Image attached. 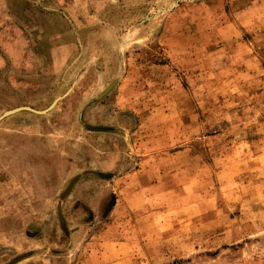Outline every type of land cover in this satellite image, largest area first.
Here are the masks:
<instances>
[{
    "label": "rangeland",
    "instance_id": "obj_1",
    "mask_svg": "<svg viewBox=\"0 0 264 264\" xmlns=\"http://www.w3.org/2000/svg\"><path fill=\"white\" fill-rule=\"evenodd\" d=\"M94 1L0 0V264H264V0Z\"/></svg>",
    "mask_w": 264,
    "mask_h": 264
},
{
    "label": "crops",
    "instance_id": "obj_2",
    "mask_svg": "<svg viewBox=\"0 0 264 264\" xmlns=\"http://www.w3.org/2000/svg\"><path fill=\"white\" fill-rule=\"evenodd\" d=\"M93 1V0H92ZM94 3H97V0H95L94 1ZM79 30H83V28H78ZM87 29V28H86ZM49 30V29H48ZM53 104H55V101H54V103ZM52 104V105H53ZM52 106H50L47 110H44L43 111V113L44 114H46L47 112H48V110H50V108H51ZM20 110V109H19ZM24 110H28L29 112H34V113H37V114H39L38 112L39 111H34V110H32V109H30V108H24ZM41 112V111H40ZM14 113H16V112H14ZM14 113H12V114H14ZM42 113V114H43ZM12 114H9V115H6V112L5 113H3L1 116H0V127H3L4 126V128L2 129V131L3 132H1L0 133V141H1V143H2V146H0V157H1V159H2V161H1V159H0V169H1V167H2V169L5 171V172H10V173H13V176H14V178H16V180H22V179H28V178H30L31 177V175L30 174H28V172L30 173L31 171H32V168H33V164L35 165V166H37V159L33 162V163H30L32 160H33V156H32V154H28V153H25V155L24 154H22V150H23V148H22V143L19 145V149L18 150H16L15 152H12L11 150H10V148L11 147H9V143H12V141L10 140V139H8V136H7V134H6V132L8 131V130H10V128L9 129H7V122L6 121H2V120H4V119H6L7 120V118L8 117H10V115H12ZM12 126V125H11ZM17 127V126H16ZM11 131H14V130H11ZM15 131H17V129H15ZM2 134V135H1ZM11 139H12V137L11 136H9ZM31 137H34V136H30V140L32 141L33 140V138H31ZM20 139H23V137L22 136H18L17 134L15 135V138H14V140H13V142L15 141V147H17V145H18V143H16V142H19L20 141ZM38 142H42V143H44L42 140H40V139H38ZM38 142H36V143H38ZM12 146V145H11ZM21 151V152H20ZM22 155V156H21ZM9 157L11 158V161L9 160ZM25 158L24 159V163H23V168L21 169V167H22V162H23V160H22V158ZM3 159H4V161H3ZM28 165H29V167H28ZM1 172V171H0ZM24 172H25V174H24ZM3 173V172H2ZM3 174H5V173H3ZM6 183V177L5 176H0V185L2 184H5ZM25 184V186H26V181L24 182Z\"/></svg>",
    "mask_w": 264,
    "mask_h": 264
},
{
    "label": "water",
    "instance_id": "obj_3",
    "mask_svg": "<svg viewBox=\"0 0 264 264\" xmlns=\"http://www.w3.org/2000/svg\"><path fill=\"white\" fill-rule=\"evenodd\" d=\"M19 109H16V110H13V111H10V112H8V113H6V115H8V114H12V113H14V112H17ZM39 114H42L43 112H38Z\"/></svg>",
    "mask_w": 264,
    "mask_h": 264
}]
</instances>
